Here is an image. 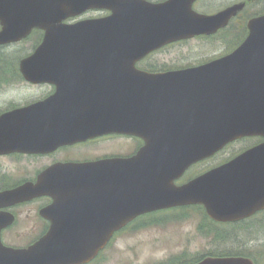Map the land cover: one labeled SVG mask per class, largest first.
<instances>
[{
  "label": "flooded vegetation",
  "instance_id": "obj_1",
  "mask_svg": "<svg viewBox=\"0 0 264 264\" xmlns=\"http://www.w3.org/2000/svg\"><path fill=\"white\" fill-rule=\"evenodd\" d=\"M126 1L134 12L131 16L136 21L134 27L142 31L141 22L147 18L146 6L167 0ZM241 1L246 2L244 8L215 33L163 44L132 65L38 63L35 64L37 69L49 70V78L35 83L23 78L19 70L21 57L8 62L6 51L27 50L23 45H30V51L25 55L31 53L40 43L43 30L33 28L20 41L0 44V115H13L3 121L4 146L3 153H0V191L3 190L0 264H104L111 258L108 252L114 242L127 232L150 227L153 215L201 207L191 204L144 211L116 230L103 248H88L89 235L104 227L100 214L111 209L119 210L120 205L136 206L139 203L119 199L120 192L110 191L108 183L112 178L116 182L115 187H118L120 173L124 172L119 167L120 159L133 158L146 146L145 140L135 133L167 132L170 118L173 117L176 124L183 121V106L177 114L175 106H169L165 99L160 109L146 108L135 100L136 93L142 90L134 89L130 93L131 90L122 87L166 85L168 80L135 77L142 73L154 75L194 68L231 53L247 35V20L259 14L243 16L248 6L257 1L194 0L191 3L194 12L209 15ZM104 4L114 5V0L90 5L79 13L68 15L62 22L68 25L84 21L102 22L105 24L99 32L119 30L120 22L107 23L111 15L114 17L120 13L119 4L116 3L113 8ZM234 30H242L243 37L232 46ZM193 40L203 47L199 50H169L183 47ZM207 47H218L219 51L208 52ZM129 66L133 67V71L127 70ZM164 91L166 89L162 88ZM181 128L178 127L179 130ZM236 142L243 143L238 149L242 152L264 142V137L247 135L228 145ZM153 145L157 148V139L153 140ZM151 149L152 145L145 158L131 159L129 174L145 181L174 175L172 184L175 186L183 185L231 159H219L204 168H200V164L210 159L195 161L180 172L174 166L168 169L167 159H163V165L158 167V159L152 157ZM44 172L46 178L52 181L49 191H10L22 184H35ZM59 178L69 181L79 179L81 184L63 190L62 185L55 183V179ZM132 195L140 197L143 192L134 191ZM262 212L264 209L234 224L243 223Z\"/></svg>",
  "mask_w": 264,
  "mask_h": 264
},
{
  "label": "water",
  "instance_id": "obj_2",
  "mask_svg": "<svg viewBox=\"0 0 264 264\" xmlns=\"http://www.w3.org/2000/svg\"><path fill=\"white\" fill-rule=\"evenodd\" d=\"M103 1L108 0H0V44L20 41L33 28L43 30L40 43L19 60L23 78L35 83L49 78V70L37 69L35 64L86 62L132 65L163 44L215 33L245 6L244 1L236 2L206 15L191 9L194 0H167L146 6L147 18L141 22L142 32L133 25L136 21L131 17L134 12L129 9L130 3L114 0V5H104L113 8L119 4L120 13L107 20L111 25L120 22L119 30L99 32L105 23L93 21L63 24L68 15ZM246 27L247 35L243 41L221 58L185 70L154 75L142 73L135 77L168 80L166 85L122 87L131 90L130 93L134 89L142 90L136 93L135 100L146 108L160 109L165 99L169 106H175L177 114L183 106V121L176 124L173 117L170 118L167 132L135 133L145 140L146 146L135 157L120 159L119 167L124 172L120 173L118 187L112 178L108 183L110 191L120 192L119 199L139 203L136 206L120 205L119 210L111 209L100 214L104 227L89 235V249L103 248L116 230L147 210L198 204L216 222H236L264 209V142L180 186L172 184L174 175L145 181L129 174L131 159L145 158L151 145L152 157L158 159V167L163 165V159H167L168 169L174 166L181 172L187 165L212 156L235 139L247 135L264 137V14L249 18ZM127 70L133 71V67L129 66ZM162 88L166 91L162 92ZM154 89L156 91H152ZM8 114L0 115V153H3L4 146L3 121L13 116ZM178 127L182 128L179 130ZM155 139L158 140L157 148L153 145ZM46 176L44 172L35 184H22L10 191H49L52 181ZM55 183L66 190L71 185H80L81 181L59 178ZM134 191H142L143 195L134 197ZM0 206H3V190L0 191ZM191 264L254 262L247 256L206 255Z\"/></svg>",
  "mask_w": 264,
  "mask_h": 264
},
{
  "label": "rangeland",
  "instance_id": "obj_3",
  "mask_svg": "<svg viewBox=\"0 0 264 264\" xmlns=\"http://www.w3.org/2000/svg\"><path fill=\"white\" fill-rule=\"evenodd\" d=\"M263 7L264 1L255 2L248 6L247 10L253 13ZM199 44L200 42L193 40L183 47L176 46L169 48V50H199L203 47ZM23 47L27 50H7L6 55L11 53L10 56L13 58L15 54L23 55L30 51L28 50L30 45H23ZM218 49V47L215 49L207 47L206 51L218 52ZM242 144L236 142L225 146L210 157V160L201 163L200 168L212 164L213 161L226 160L236 155V153L238 154V149L242 147ZM184 213L186 214L183 217H175L174 219L172 213L156 215L152 219L164 218V221L159 220L146 229L127 232L114 242V246L108 252L111 258L104 264H165L169 260L178 257L191 259L217 249V241L212 234H205L202 231V229L206 230L207 223L202 217L201 211L194 209L187 210ZM254 231L257 230H246V236L241 234L245 237L240 239L241 241L251 239L243 246L258 256L259 259H264V227L260 226L256 234L253 233ZM255 235H258V237ZM229 246L228 244L226 248ZM259 264H264V260H261Z\"/></svg>",
  "mask_w": 264,
  "mask_h": 264
},
{
  "label": "trees",
  "instance_id": "obj_4",
  "mask_svg": "<svg viewBox=\"0 0 264 264\" xmlns=\"http://www.w3.org/2000/svg\"><path fill=\"white\" fill-rule=\"evenodd\" d=\"M261 12H264V7L258 11L253 12V13H251L250 10H247L245 12V15H243V16L246 18L248 16L253 15L254 13H261ZM243 31H244V29H243ZM243 31L242 30H234L233 31L234 44H232V46H235L239 42V40L243 37V35H242ZM10 55H11V53L7 54V57H6L8 62L17 61L18 57L20 58V57L24 56L25 54H23V55L22 54H15L16 57L14 56L13 58ZM194 209L201 211V215L206 220V223H207L206 230L204 231V229H202V231L205 234H209V233L212 234L213 238L217 241V249L212 250V251L208 252L207 254H202V255L193 257L191 259H187V258L184 259L182 257H178V258L169 260L165 264H191V263L196 262L199 259H201L204 255L247 256L253 260L254 264H259L261 260H264V259H259L258 256L254 255L250 250H248L247 248H245L243 246L246 242L251 241V239H246L244 241H241V239H240L241 237L246 236L245 235L247 233L246 230H257L258 231L260 229V226L264 227V212L254 216V217H251L250 220H245L243 223L234 224V223H216V222H213L212 220H210L206 216V214L204 213V211L201 207L193 206V207H190L189 210H194ZM182 211L179 213H172V214H174V216H172V218L174 219L175 217H177V218L183 217L186 213H184V210H182ZM175 214H177V216H175ZM153 216H156V215H153ZM153 216H152V218H153ZM165 218H168V217H165ZM159 220L164 221V218L159 219ZM159 220L152 219L151 224H155ZM257 231H254L253 233L256 234ZM241 234H243L245 236H241ZM255 236L258 237V235H255ZM228 244L230 246L228 248H226V246Z\"/></svg>",
  "mask_w": 264,
  "mask_h": 264
}]
</instances>
